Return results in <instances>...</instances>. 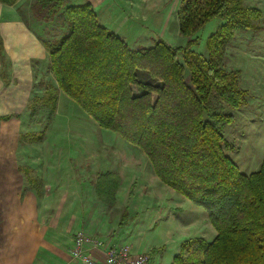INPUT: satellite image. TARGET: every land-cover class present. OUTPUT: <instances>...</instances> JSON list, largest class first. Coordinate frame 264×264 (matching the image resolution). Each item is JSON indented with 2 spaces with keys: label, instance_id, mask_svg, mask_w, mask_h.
Segmentation results:
<instances>
[{
  "label": "trees",
  "instance_id": "1",
  "mask_svg": "<svg viewBox=\"0 0 264 264\" xmlns=\"http://www.w3.org/2000/svg\"><path fill=\"white\" fill-rule=\"evenodd\" d=\"M60 13L61 36L44 39L56 86L34 97L31 109L53 113L63 91L100 127L141 149L162 183L205 208L216 234L184 241L170 264H264V157L257 170L241 172L226 153L236 147L223 134L234 121L224 108L247 104L239 70L222 66L225 50L237 31L259 29L260 11L244 0H182L185 43L156 39L136 49L99 22L90 1L35 0L32 6L42 22ZM215 17L221 23L199 52L196 33ZM120 183L114 171L98 174V200L113 206Z\"/></svg>",
  "mask_w": 264,
  "mask_h": 264
},
{
  "label": "rangeland",
  "instance_id": "2",
  "mask_svg": "<svg viewBox=\"0 0 264 264\" xmlns=\"http://www.w3.org/2000/svg\"><path fill=\"white\" fill-rule=\"evenodd\" d=\"M85 1L93 3L99 22L122 37L132 49L150 46L156 39L171 46L186 41L179 31L178 12L182 0H66V3ZM262 1L245 3V6L255 5L263 13L258 20L261 29L237 31L226 47L222 63L227 70H239V85L247 91L246 105L224 108L233 115L234 121L225 125L223 134L238 147L226 153L241 172L250 170L252 164L264 156ZM34 2L27 3L33 6ZM63 20L60 13L48 24L46 39L51 35L61 36ZM220 23L215 17L197 31L200 38L195 47L197 51L204 52L205 38ZM41 95L39 91L34 97ZM32 106L34 100L30 110L21 117L20 143L30 142L37 147L32 152L38 169L46 167V159L50 158L55 183L53 206L57 217L67 224V235L83 230L102 236L106 245L120 243L148 250L145 252L150 253L155 264H170L186 240L214 237L207 235L209 226H206L208 217L204 207L162 183L141 149L100 127L65 93L62 92L58 109L53 113L48 108L37 105L31 109ZM106 171L117 172L121 177L113 206L100 202L94 192L97 175ZM30 177L35 186H42L41 178ZM124 209L126 217L119 224ZM207 223L212 227L209 220Z\"/></svg>",
  "mask_w": 264,
  "mask_h": 264
},
{
  "label": "crops",
  "instance_id": "3",
  "mask_svg": "<svg viewBox=\"0 0 264 264\" xmlns=\"http://www.w3.org/2000/svg\"><path fill=\"white\" fill-rule=\"evenodd\" d=\"M27 2L30 0H18L13 5L0 2V264H80L70 260L74 235H67V224L57 217L53 206L55 183L50 158L46 167L38 169L32 152L37 147L20 143L22 115L30 110L39 91L44 94L48 85L56 86L44 44L50 25L30 18L32 6ZM247 2L263 1L244 0ZM250 7L257 8L262 16L258 7ZM62 92L58 90L56 109ZM263 157L244 173L257 170ZM31 175L41 178L42 186H35ZM207 222V235H215ZM122 245L127 244H111ZM130 249L133 254L148 251ZM90 254L99 259L103 256L100 251Z\"/></svg>",
  "mask_w": 264,
  "mask_h": 264
},
{
  "label": "built area",
  "instance_id": "4",
  "mask_svg": "<svg viewBox=\"0 0 264 264\" xmlns=\"http://www.w3.org/2000/svg\"><path fill=\"white\" fill-rule=\"evenodd\" d=\"M90 251L103 253L102 259L91 256ZM70 260L80 264H155L149 252L133 254L129 246L105 245L103 240L78 230L74 234Z\"/></svg>",
  "mask_w": 264,
  "mask_h": 264
}]
</instances>
